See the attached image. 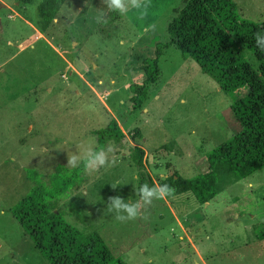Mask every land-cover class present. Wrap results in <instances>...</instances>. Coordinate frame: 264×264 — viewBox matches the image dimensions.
Masks as SVG:
<instances>
[{
	"label": "rangeland",
	"instance_id": "1",
	"mask_svg": "<svg viewBox=\"0 0 264 264\" xmlns=\"http://www.w3.org/2000/svg\"><path fill=\"white\" fill-rule=\"evenodd\" d=\"M230 1L237 17L264 23V0ZM41 2L0 0V264H49L10 209L35 184L33 174L48 184L53 173L76 168L67 166L69 153L81 143L96 148V132L113 119L124 133L121 144L104 147L115 166L84 167L55 212L98 235L110 264H264V168L204 205L186 192L154 200L136 220L119 222L108 211L110 196L139 201L140 184L206 173V156L239 129L233 97L194 60L164 47L168 24L188 0H151L145 21L132 10L109 13L106 24L91 19L101 0L89 8L66 0L45 32L37 27ZM151 23L157 30L146 34ZM159 46L157 80L133 110L129 87L143 83L139 67ZM240 50L257 70L253 54ZM134 147L144 151L141 166Z\"/></svg>",
	"mask_w": 264,
	"mask_h": 264
},
{
	"label": "trees",
	"instance_id": "2",
	"mask_svg": "<svg viewBox=\"0 0 264 264\" xmlns=\"http://www.w3.org/2000/svg\"><path fill=\"white\" fill-rule=\"evenodd\" d=\"M65 1L42 0L37 7L39 31H46ZM257 32L264 42V23L255 24L237 17L230 0H188L168 24L164 47L173 46L184 58L194 60L202 73L233 97L230 114L239 128L234 136L206 156V173L192 179L174 175L161 183L175 189L173 196L189 192L197 203L204 205L234 182L264 168V51L256 46ZM240 47L253 54L257 70L245 60ZM161 53L159 46L154 58L145 60L139 67L145 74L143 83L129 87L133 110L141 108L145 91L157 80ZM96 136V150L104 149L107 144L119 145L124 139L114 119L97 131ZM131 158L141 166L144 151L134 147ZM83 169L81 162L63 174L61 170L55 172L48 184L33 174L30 178L35 184L10 209V214L49 264L112 262L110 250L98 235H85L65 220L64 213L55 212L58 202L80 183ZM263 238L261 233L259 239Z\"/></svg>",
	"mask_w": 264,
	"mask_h": 264
},
{
	"label": "clouds",
	"instance_id": "3",
	"mask_svg": "<svg viewBox=\"0 0 264 264\" xmlns=\"http://www.w3.org/2000/svg\"><path fill=\"white\" fill-rule=\"evenodd\" d=\"M86 6L89 8V0H85ZM102 7L97 8L98 11L91 19L96 24H106L108 22V15L112 12H117L122 16L129 14L130 11L135 10L134 15L138 21H145L149 15V8L151 7V0H101ZM106 6V7H104ZM32 7V6H29ZM157 24H148L144 31L145 33H155ZM262 35L256 33V46L264 51V42L261 41ZM78 151L76 153L70 152L68 155L69 167H77L79 163L83 162L86 171H97L104 167H113L116 164L115 159L109 158V154L113 152L111 147L107 149L96 150L90 143H81L77 145ZM117 185H112L116 189ZM175 189L168 184H153L149 186L148 183L141 185L137 191L140 200L137 202L126 201L120 195L110 196L108 198V211L115 213V219L119 222H127L136 220L141 215V208L151 205L154 200H167L173 196Z\"/></svg>",
	"mask_w": 264,
	"mask_h": 264
},
{
	"label": "water",
	"instance_id": "4",
	"mask_svg": "<svg viewBox=\"0 0 264 264\" xmlns=\"http://www.w3.org/2000/svg\"><path fill=\"white\" fill-rule=\"evenodd\" d=\"M1 5V4H0Z\"/></svg>",
	"mask_w": 264,
	"mask_h": 264
}]
</instances>
